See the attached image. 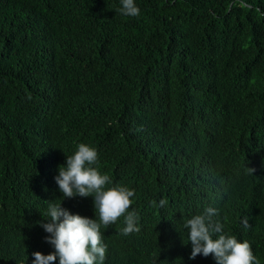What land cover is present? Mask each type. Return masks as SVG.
<instances>
[{
  "label": "trees",
  "instance_id": "trees-1",
  "mask_svg": "<svg viewBox=\"0 0 264 264\" xmlns=\"http://www.w3.org/2000/svg\"><path fill=\"white\" fill-rule=\"evenodd\" d=\"M115 2L0 0V264L49 235L48 201L96 218L54 179L79 143L135 190L140 231L102 227L104 264H216L184 248L183 222L209 206L264 264V0H137L135 18ZM158 184L163 207L145 194Z\"/></svg>",
  "mask_w": 264,
  "mask_h": 264
},
{
  "label": "clouds",
  "instance_id": "clouds-1",
  "mask_svg": "<svg viewBox=\"0 0 264 264\" xmlns=\"http://www.w3.org/2000/svg\"><path fill=\"white\" fill-rule=\"evenodd\" d=\"M136 4L137 0H116L113 12L121 17L135 18L140 15ZM101 121L108 133L114 122L106 106ZM97 164V150L79 143L75 152L66 157L65 165L58 167V175L54 177L63 198L92 197L96 218L73 213L70 202L65 209L61 207V201L58 204L48 201L47 209L42 211L46 223H40V227L49 235L39 231L41 246L27 252L25 264H104L107 245L103 242L102 227L105 230L123 217L125 226L121 233L127 237L139 233L140 216L133 207L132 198L135 190L121 185L109 186L113 185L112 178L101 174L95 167ZM247 170L251 175L255 171L254 168ZM170 190L158 184L145 194L159 199V206L163 207L168 203L164 198ZM258 192L264 202V182L258 186ZM152 203L155 204L154 201ZM244 212L247 219L241 223L247 227V220L257 217L253 209ZM217 215L218 210L209 206L201 214L183 222L184 248L190 254L189 259L211 255L216 264H259L251 243L225 234L223 224L214 219Z\"/></svg>",
  "mask_w": 264,
  "mask_h": 264
},
{
  "label": "bare ground",
  "instance_id": "bare-ground-1",
  "mask_svg": "<svg viewBox=\"0 0 264 264\" xmlns=\"http://www.w3.org/2000/svg\"><path fill=\"white\" fill-rule=\"evenodd\" d=\"M156 234V233H155ZM156 236V235H155ZM158 238V237H157Z\"/></svg>",
  "mask_w": 264,
  "mask_h": 264
}]
</instances>
